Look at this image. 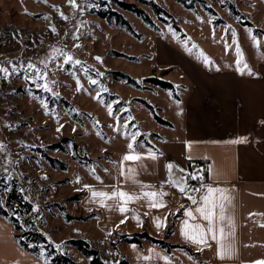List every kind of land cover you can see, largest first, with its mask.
I'll return each instance as SVG.
<instances>
[{"label": "rangeland", "instance_id": "1", "mask_svg": "<svg viewBox=\"0 0 264 264\" xmlns=\"http://www.w3.org/2000/svg\"><path fill=\"white\" fill-rule=\"evenodd\" d=\"M157 1L173 15L181 30L159 20L147 7L158 25L154 28L137 13L119 8L114 0H88L96 6L82 12L74 11L68 0H0V62L10 69L12 65L6 63L9 60L23 65L18 74L7 80L0 74V144L5 145L0 151V179H17L20 190L42 212V229L80 261L86 258L67 243L72 237L90 240L106 258L114 260L109 244L113 234L99 237L90 223L97 213L81 210L80 199L71 197L83 194L87 183L117 177L130 142L123 124L128 122L129 133L138 130L143 134L137 137V151L143 155L144 148L161 147L165 140L180 139L184 104L191 86V71L194 72L191 66L196 62L210 70L237 68L232 31L237 33L243 60L252 70L259 60H264V33L255 32V27L264 28V5L260 6L257 0H208L217 14L200 4L191 9L177 0ZM229 2H234L254 26L242 24ZM78 3L84 8V0ZM102 5L119 9L135 32L114 17L99 15L97 9ZM60 12L68 19H62ZM53 26L56 32L52 31ZM250 31L261 42L259 47L251 40ZM184 41L187 48L193 44L197 48L190 53ZM53 48L63 49L82 64H65L63 57L52 59ZM200 51L212 61L210 65L203 63ZM96 57H101L102 62ZM45 59L50 60L47 70L56 81L51 87L58 95L44 92L24 79L23 69L28 62L43 68L40 61ZM97 71L103 76H97ZM153 75L174 86L165 88L145 80ZM77 79L83 85L79 90ZM90 79L99 83L93 85ZM101 85L108 89L102 93L104 104L94 98ZM108 104L112 105V116L108 114ZM154 112L170 124L159 121ZM114 117L120 118L119 123ZM129 117L134 119L128 120ZM57 142L62 143V149L51 148ZM46 155L59 158L65 167L59 162L52 165ZM130 163L134 162H125L124 168L132 167ZM201 171L197 174L203 175ZM8 173L11 180L7 179ZM196 183L199 184L196 181L192 185ZM90 213L95 216L84 221L67 218Z\"/></svg>", "mask_w": 264, "mask_h": 264}, {"label": "crops", "instance_id": "2", "mask_svg": "<svg viewBox=\"0 0 264 264\" xmlns=\"http://www.w3.org/2000/svg\"><path fill=\"white\" fill-rule=\"evenodd\" d=\"M257 1L260 6L264 5V0ZM194 63L196 65L191 66L194 72L190 70L191 86L184 104L182 137L165 140L161 147L144 148L145 156L148 149H152L158 156L156 161L146 159V168H140L136 162L130 163V166L137 168L139 181L158 189L167 180V163L172 162L186 172L189 160L206 159L211 172L207 170L206 174L203 173V183L227 189V195L231 198L229 214L235 221L233 243L236 253L231 259L221 261L217 257L214 242L211 248L198 251L195 245L185 241L180 235L181 224L185 219L184 209H181L170 241L186 245L193 252L197 251L196 254L183 246L169 252L154 243H145L143 246L124 243L122 250L129 255L130 264H147L138 257L147 255L149 249L167 255L172 264H254L255 261L264 260V227H261L264 225V123H261L264 121V60L258 61L253 69L256 75L253 76H249L246 71L240 75L236 67L210 70ZM244 138V143H230ZM101 181L86 185L98 191H112L114 186L119 185L126 191L140 192V186L126 181L119 170L117 177ZM83 191L79 200L80 209L97 213V217L90 223L96 227L99 237L114 231L140 230L145 225L155 235L162 236L166 227L157 230L153 217L167 215L168 224L181 204L185 208L192 207L185 196L164 183V191L169 193L165 197L167 209H149L143 201L129 205L130 209L140 215L143 221L140 227L131 218L133 212L127 213V222L120 224L124 216L116 208L109 210L99 203L90 202V192L87 188ZM146 212L148 215H145ZM82 262L90 264L88 259ZM0 264H45L42 258L20 246L12 225L1 217ZM151 264H164V261L154 257Z\"/></svg>", "mask_w": 264, "mask_h": 264}, {"label": "snow or ice", "instance_id": "3", "mask_svg": "<svg viewBox=\"0 0 264 264\" xmlns=\"http://www.w3.org/2000/svg\"><path fill=\"white\" fill-rule=\"evenodd\" d=\"M46 2V0H45ZM71 8L76 11L80 10L84 11L86 8L95 7V4L88 3V0H84V8L81 7V4L78 3V0H68ZM60 16L62 19L67 20L68 17L60 12ZM83 23V21H81ZM52 31L56 32L55 26L52 27ZM251 40L254 44L259 47L261 42L257 39L255 35L249 32ZM173 36L175 37V32H173ZM233 44H236V55L238 59L236 60L237 71L240 75H244L245 71L249 76L256 75L253 70L249 67V65L243 60V53L239 47L237 40V33L232 31ZM78 39V37H76ZM177 39H179L177 37ZM186 50L190 53L192 49H196L197 46L193 44L191 49L187 48V41H184ZM80 47V45H77ZM52 59H57L59 57H63V63L69 64L71 63L73 66L82 64V61L79 59H75L72 55L65 52L60 48H53L52 50ZM199 57L203 59V63L205 65H210L212 61L202 52H199ZM97 61L102 62L101 57L95 58ZM50 60L45 59L41 60L40 64L43 65V68L37 66V64L33 62H28L27 67L24 68V79L31 80L33 84L36 85L37 88H41L44 92H50L53 95H58V93L54 92V89L51 87L52 84H55L56 81L51 79L48 72V64ZM8 65H12L11 69L4 65V62H0V74L3 75L5 80L9 79L11 75L18 74L23 65H14L11 60L6 62ZM219 70V69H217ZM85 74L87 75L88 69H84ZM97 76H103V73L97 71ZM91 84L96 85L99 83L96 79H90ZM83 85L80 84L77 79V88H82ZM179 87V86H178ZM108 92L107 87L103 85L100 86L99 90L96 92V96L94 97L98 102L104 104L105 101L102 98V93ZM43 107L47 109V104L42 101ZM108 114L110 116L113 115V108L111 104L107 105ZM119 123V117H114ZM128 120L134 119L132 117L127 118ZM98 123V122H97ZM264 123V121H261ZM63 127V125H60ZM129 124L125 122L123 124V128L125 129L124 135L129 139V143L127 145L128 153L125 154L121 161L120 166V175L124 177L126 181H131L134 184H138L140 186V192H130L121 188L119 185L114 186L112 191H104V190H96L92 188L90 185H85L84 187L91 194V201L99 203L101 207L112 210L116 208L124 218L120 220V224H124L127 222V213L133 212L132 219L137 222V225L142 227L143 221L138 213H135L133 209L129 208V205L134 203L146 202L147 207L149 209H167L168 204L165 200V197L169 196V193L164 191V183L168 184L170 187L178 190L180 194L185 196L188 201L191 202L192 207H187L183 204L177 208V212L181 209H184L183 216L185 219L182 221L180 235L185 239V241L195 245L198 251H203L204 248H211L213 242L216 245V254L219 260L225 261L231 259L235 253L236 249L233 243L235 238V221L234 217L229 214V205L231 204V198L227 195V189L221 187H215L212 184L203 183L204 177L203 175H198L195 172L186 173L185 169L180 168L178 165L169 162L165 165L167 169V180L163 182L160 187L157 189L152 185L143 184L141 181L137 179L139 172L135 167H129L127 169L124 168V163L128 161L139 162L140 168H146L144 161L146 159H151L152 161H156L158 159L157 153L152 149H148L147 156L139 153L137 151V137L143 135L138 130L133 131L131 133L128 132ZM60 128H57L59 131ZM119 128H117V131ZM75 131V129H73ZM246 142V138L239 139L235 141H231L230 143H244ZM5 145L0 144V151H3ZM159 155H163V153H159ZM191 157H189L190 159ZM9 164L12 163L11 160L8 161ZM7 171V169H5ZM95 171V170H93ZM211 172V169H208ZM13 177L11 173H8L7 179L11 180ZM47 177H45L46 179ZM97 180L100 177H96ZM190 181H198L199 187L193 186L190 184ZM79 183V179L76 181ZM102 183V181H101ZM9 190L6 188V191ZM79 190V189H78ZM23 191V189H21ZM27 199V197H25ZM111 202V203H109ZM2 203V200H0ZM33 211H38V208H33ZM145 215H148L146 212ZM255 215V214H254ZM167 215L163 217H153V223L157 230L167 227ZM119 227V225H117ZM264 227V225H261ZM111 235V233H109ZM59 247V245H57ZM135 248V246H133ZM43 255V253H41ZM156 257L160 260L164 261V264H172V260L167 255H162L161 253L156 252L154 249H149L147 255H143L142 257H138L143 261L147 262V264H151L153 258ZM45 264H47V260H45ZM254 264H264V260L255 261Z\"/></svg>", "mask_w": 264, "mask_h": 264}, {"label": "trees", "instance_id": "4", "mask_svg": "<svg viewBox=\"0 0 264 264\" xmlns=\"http://www.w3.org/2000/svg\"><path fill=\"white\" fill-rule=\"evenodd\" d=\"M114 1L119 8L137 13L138 16L143 18L150 26L154 28H158V25L147 7L150 8V10L157 16L159 20L163 22L165 21L166 23H173L175 27L181 30L179 23L176 21V19H174L173 15L157 0ZM177 1L181 2L185 7L191 9H195L197 4H200L206 10L217 14L216 10L209 4L208 0ZM228 5L234 15L242 21V24L254 26V23L245 18L242 11L236 6L234 2H229ZM97 12L99 15L105 18H116L118 22L127 26L131 32H135L133 26L124 17L123 13L119 11V9H115L113 5H110L109 8H107L105 5H102V7L100 6L97 9ZM258 31L264 33V29L255 27V32ZM123 76L127 78L128 81H131V78L127 75ZM145 80L165 88H172L174 86L173 83L165 81L154 75L146 77ZM145 103L148 104V102ZM149 106L153 108L152 105ZM155 115L159 121L170 124L168 120L163 119L157 113H155ZM65 140H67V138ZM51 148L62 149L63 145L62 143L57 142L53 143ZM46 156L52 165H56L57 162H59L62 167H65V163L59 158L53 157L52 155ZM196 163L204 164L205 167L203 172L206 174L208 170V161L206 159L189 160L187 163L186 173H192ZM195 182L196 181H190V184L192 185ZM6 188L9 190L6 191ZM2 192H4V195ZM81 194V192L77 193L71 198L80 199ZM25 197V194L19 188L17 179L14 178L9 182H7L4 178L0 179V200H2V203H0V217L8 220L12 225L14 236L18 240L20 246L37 257H43L44 262L47 260V264H84L68 251L61 249L60 245L57 247L58 244L49 237V235L42 229L40 225V219L43 216L42 212L39 209L38 211H33V208L37 207L31 200L28 198L25 199ZM181 213L182 210L175 212L170 217L165 232L162 236L155 235L147 225H145L140 230L112 232L113 235H111L112 238L110 239L109 244L114 252V260H111V258H106L100 249L86 238L72 237L67 240V243L79 250L81 254L89 260L90 264H130L129 255H127L122 250V244L124 243H137L141 246L145 245V243H154L160 245L169 252H171L176 247L183 246L189 251H192V249L186 245H180L179 243L170 241V238L174 232L176 219L181 215ZM92 216L95 215L92 213L80 217L67 215V218L69 220L81 219L84 221L90 219ZM196 252L192 251V254L195 255ZM41 253H43V255H41Z\"/></svg>", "mask_w": 264, "mask_h": 264}, {"label": "built area", "instance_id": "5", "mask_svg": "<svg viewBox=\"0 0 264 264\" xmlns=\"http://www.w3.org/2000/svg\"><path fill=\"white\" fill-rule=\"evenodd\" d=\"M204 167H205L204 164L196 163V164L194 165L193 172H195V173H200L201 170L204 171ZM202 171H201V172H202ZM193 186L199 187V184L197 183V184H195V185H193Z\"/></svg>", "mask_w": 264, "mask_h": 264}]
</instances>
